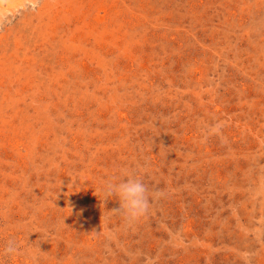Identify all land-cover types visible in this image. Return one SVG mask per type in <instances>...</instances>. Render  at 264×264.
<instances>
[{
    "label": "rangeland",
    "instance_id": "1",
    "mask_svg": "<svg viewBox=\"0 0 264 264\" xmlns=\"http://www.w3.org/2000/svg\"><path fill=\"white\" fill-rule=\"evenodd\" d=\"M0 264H264V0H0Z\"/></svg>",
    "mask_w": 264,
    "mask_h": 264
},
{
    "label": "clouds",
    "instance_id": "2",
    "mask_svg": "<svg viewBox=\"0 0 264 264\" xmlns=\"http://www.w3.org/2000/svg\"><path fill=\"white\" fill-rule=\"evenodd\" d=\"M102 191L104 200L118 201L119 207L110 211L120 215L127 223H134L146 216L151 200L156 195L138 175L131 172L107 179L102 185ZM18 251L19 246L15 240H9L3 248L4 254L9 256L17 254Z\"/></svg>",
    "mask_w": 264,
    "mask_h": 264
}]
</instances>
